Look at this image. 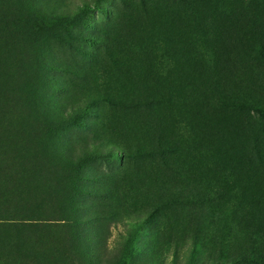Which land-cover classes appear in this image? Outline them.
<instances>
[{
	"label": "rangeland",
	"instance_id": "rangeland-1",
	"mask_svg": "<svg viewBox=\"0 0 264 264\" xmlns=\"http://www.w3.org/2000/svg\"><path fill=\"white\" fill-rule=\"evenodd\" d=\"M263 34L264 0H0V264H259Z\"/></svg>",
	"mask_w": 264,
	"mask_h": 264
},
{
	"label": "trees",
	"instance_id": "trees-1",
	"mask_svg": "<svg viewBox=\"0 0 264 264\" xmlns=\"http://www.w3.org/2000/svg\"><path fill=\"white\" fill-rule=\"evenodd\" d=\"M262 35V34H261ZM264 36V34H263ZM258 45L260 46L261 51L264 54V39L259 41ZM250 218H254L256 216L255 212L252 214H249ZM251 224L250 226H252ZM262 226V225H259ZM253 235V238H246V242L249 241L247 250H242V253L239 255L240 260L243 259L247 262H253L256 259H259V264H264V253L262 247L264 246V232H262V238L260 236V231H256L254 229V232L251 233ZM226 262H230L228 259H225Z\"/></svg>",
	"mask_w": 264,
	"mask_h": 264
}]
</instances>
